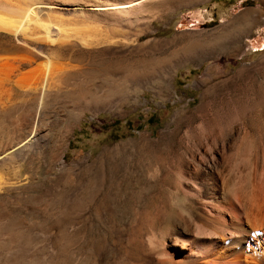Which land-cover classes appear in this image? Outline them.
<instances>
[{
    "label": "rangeland",
    "instance_id": "obj_1",
    "mask_svg": "<svg viewBox=\"0 0 264 264\" xmlns=\"http://www.w3.org/2000/svg\"><path fill=\"white\" fill-rule=\"evenodd\" d=\"M155 2L152 20L100 27L105 43L62 53L78 72L59 78L43 100L15 90L0 108V146L36 130L45 136L21 166L27 186L0 199L32 264H192L219 245L200 223L196 199L208 191L209 158L224 181L237 180L249 170L236 159L244 135L247 152L264 147V0ZM13 45L0 35V49ZM203 99L233 124L235 144L189 145L197 122H176L198 115Z\"/></svg>",
    "mask_w": 264,
    "mask_h": 264
},
{
    "label": "bare ground",
    "instance_id": "obj_2",
    "mask_svg": "<svg viewBox=\"0 0 264 264\" xmlns=\"http://www.w3.org/2000/svg\"><path fill=\"white\" fill-rule=\"evenodd\" d=\"M69 1H72L68 4L71 7L64 8L63 0L41 2L0 0V35L9 37L14 42L12 47L0 49V108L6 105L15 90L29 95L31 99L35 97L41 101L48 96L51 87L56 85L57 80L59 81L63 75H76L78 71L62 56V53L75 48L88 52L96 49L101 42L105 43L101 41L104 36L100 39L103 35L100 27L113 30L122 25L150 21L159 10L156 2L148 3L150 0ZM157 1L159 3L161 0ZM58 11L77 13L84 20H66L59 15L60 12L56 13ZM86 20L98 25H86L82 22ZM197 110L198 115L183 116L182 122L179 120L176 122V126L182 124L186 127L197 122V130L186 136L189 145L193 144L192 146L201 148V145L206 147L211 141L217 144L218 140L230 145L235 144L233 124L221 123L219 114L212 104L203 99ZM4 125L0 123V132L6 128ZM44 138V134L36 130L28 133L22 140L12 141L8 148L0 146V199H6L13 191L27 186V178L20 174L21 166L26 158L37 157V145L43 142ZM245 139L246 135L236 146V159L244 161L249 166L243 177L224 181L223 176H226V172L223 175L225 170L222 169L219 161L214 157L204 161L206 165L202 186L204 191H208L202 193V196H196L195 199L203 212L199 215L200 223L210 231V234L216 236L219 245L211 250L212 252L194 260L192 264H264V147L252 149L253 153L247 152L243 146ZM178 144L177 146L181 145ZM182 149L193 155L190 147ZM259 157L261 163L256 166ZM172 165L174 166V163ZM252 166L257 168L254 169ZM211 183L214 186L209 188ZM1 215L0 264L35 262L28 247L22 243V239L26 236L24 237L25 234L19 230L20 224L18 226L14 222L15 219L9 220ZM180 233L187 235L185 230H181ZM158 255L164 263L163 249H160Z\"/></svg>",
    "mask_w": 264,
    "mask_h": 264
}]
</instances>
